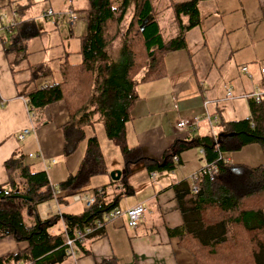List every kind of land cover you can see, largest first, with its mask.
<instances>
[{"label": "trees", "instance_id": "1", "mask_svg": "<svg viewBox=\"0 0 264 264\" xmlns=\"http://www.w3.org/2000/svg\"><path fill=\"white\" fill-rule=\"evenodd\" d=\"M199 1L168 3L177 29V34L169 38L161 36L153 0H86L82 8L73 7L69 2L65 8L52 9L70 10L75 15L71 22L66 15L61 16L60 21L37 16L50 20L55 27L70 26L77 19L83 21L84 30L77 35L75 51L78 61L69 62L61 55L56 65L57 80L19 93L29 117L49 103L62 101L67 119L59 126L61 155L65 157L78 147L81 152L74 171L54 185L49 184L44 170H30L29 164L22 162L18 149L3 161L7 181L0 183V237L10 235L16 241H25L27 246L24 251L0 257V264L19 259L39 264L51 254L57 260L60 251L65 249L64 232L70 235L74 227L91 222L104 208L114 204L100 202L102 192L95 193L99 187H94L91 189L93 201L77 214L60 213L58 216L53 213L39 219L34 213L36 204L52 198L57 203H65L63 199L82 191L91 177L106 174L94 125L101 127L106 141L116 147L122 157L120 176L116 180L107 176L110 183L123 180L133 162L143 161L147 171L170 170L172 155L191 146H201L204 163L215 160L217 172L211 179L206 175L197 176L192 181L195 191L187 186H173L182 223L167 227L166 233L177 237V245L191 256L194 264H264V95L254 103L244 101L248 116L225 121L223 132H211L205 125L206 133L175 138L158 159L144 157L137 144L127 143L131 129L130 110L137 99L135 84L160 78L165 69L163 55L185 49L183 34L199 22ZM13 5L19 20L9 32L0 31L6 35L7 45L2 39L0 42L4 55L11 50L18 56L12 60L15 62L21 58L24 38L40 32L33 18L21 17L23 5ZM183 15L185 23L181 19ZM6 61L10 73L17 71L11 68V61L7 58ZM27 67L28 81L51 75L50 69L40 61ZM2 103L0 99V105ZM39 122L41 120L32 126H38ZM218 122L219 118L214 126ZM247 144L258 147L262 155L260 163L248 165L227 160L224 153ZM13 170L17 171L21 183L13 180ZM57 192L59 195H55ZM29 209L33 211L31 220L25 222L24 213ZM58 217L63 223L61 236L51 235L48 227ZM83 239L85 237L75 241L81 252L79 242Z\"/></svg>", "mask_w": 264, "mask_h": 264}, {"label": "crops", "instance_id": "2", "mask_svg": "<svg viewBox=\"0 0 264 264\" xmlns=\"http://www.w3.org/2000/svg\"><path fill=\"white\" fill-rule=\"evenodd\" d=\"M7 1L10 4L9 8L17 3L23 5L21 17L24 19L37 17L24 15L27 5L30 3L29 0ZM69 1L71 3L73 0ZM76 4L78 6L73 4L72 6L85 7L83 6L84 0H76ZM200 4L206 7V11L210 14L209 18H216L213 20V25L217 26L219 35L217 33L210 40L217 42L216 53L219 52L220 57L216 62L211 61L204 69L195 71L191 65L189 66L186 57L180 51H169L163 55L164 64H166L167 57L176 56L178 59V56L177 68H174V65L173 67L165 66L164 73L160 78L135 84L134 90L137 99L130 110L131 129L128 137L130 144H137L141 154L146 158L158 159L175 138H181L184 135V137L190 138L196 134L206 133L208 129L201 119L195 130L176 131L174 122L179 118L200 116L205 109L209 114L219 118V122L212 128L214 133H218L225 121L247 117L248 106L239 95L242 92L250 91L255 86H264V80L259 74V68L264 67V0H200L197 7ZM63 6H66V3L59 4L55 0L54 6L50 7L61 9ZM46 23L55 27L51 21L50 23L47 20H43L41 23L35 22L36 30L40 34L46 31L44 26ZM211 27L212 24L208 23L207 29ZM188 30L184 33H187ZM80 31L77 27L74 32H71L74 41L73 48H70L71 50L62 49L58 57L65 55L69 62L78 61L79 56L75 51L77 35ZM203 34L206 37V32ZM198 42H205L203 36ZM68 56H73L76 59L70 61ZM168 61L171 60L168 59ZM225 62L229 63L225 64ZM241 67H244V70ZM17 70L19 74H23L19 80L22 87L18 86L13 79V73H10L0 43V99L3 101L0 105V183L7 181L3 161L18 149L22 155V162L28 163L29 169L32 171L44 170L49 184L54 185L68 173L74 171L81 148H76L65 157L61 155L59 126L67 119L62 101L49 103L29 117L24 98L19 93H23L24 90L31 87L40 86L46 81L40 84L35 80L28 82V70ZM225 89L232 93L231 98L225 96ZM204 99L207 100V103L203 108L202 101ZM237 114L241 116L236 117ZM40 120L38 126H32V123ZM23 128H27L28 131L22 139L18 140L16 133ZM220 131L223 132V130ZM252 145L255 144H247L242 148L249 150ZM192 147L197 149L195 154L190 153ZM175 157L174 161L169 158L172 163L170 170L147 171L146 164L142 161L143 172L137 173L135 177L137 184L142 187L139 192L133 190L129 184L127 179L129 167L123 180L119 179L115 183H110L107 177L110 166L105 165L106 174L96 175L101 176V179H96V183L91 182L92 178L96 176L91 177L88 185L83 187L81 192L90 193L94 187L101 188L100 202L114 203L107 208L103 207V211L111 207L125 208L141 204L144 208L141 221L137 226L129 227L126 225L125 217L120 216L86 235L85 239L79 242L82 252L79 249V244L74 242L73 257L66 255L65 251H62L63 253L60 251L61 256L57 260L56 256L51 254L46 260H41L39 264H46L47 261L49 264H194L191 256L177 245V237L168 235L166 228L179 226L182 223L181 213L177 209L173 195V186L189 188L190 175L205 160L201 146H191L180 151ZM258 157L261 162L260 151ZM226 158L228 161H232L227 156ZM116 169L121 171L122 164ZM11 175L17 184L21 183L16 170H13ZM112 189L114 191L111 197L103 200L105 193ZM55 195H59V192ZM121 195L122 197H131L119 205L118 199ZM50 200L54 202L55 213L58 216L60 213L77 214L84 206L82 201H73L70 197L63 199L65 203H57L55 198L46 201ZM69 200L72 203L78 202L81 206L77 210L71 211L69 210ZM46 201L36 204L33 208L39 219L53 214L48 205H46L47 211L46 208L38 210V207ZM62 209H66L65 212H62ZM31 212L33 211L31 210ZM45 212L48 214L43 215ZM59 220V231L51 230L56 221L48 227V232L51 235L61 236L63 223L61 218ZM26 246L25 241H16L10 235H4L0 237V257L24 251ZM6 264L35 263L19 259L16 262L8 261Z\"/></svg>", "mask_w": 264, "mask_h": 264}, {"label": "rangeland", "instance_id": "3", "mask_svg": "<svg viewBox=\"0 0 264 264\" xmlns=\"http://www.w3.org/2000/svg\"><path fill=\"white\" fill-rule=\"evenodd\" d=\"M54 1L55 0H29L30 3L27 5L24 15L29 16V17L38 16L40 12L46 8L53 9V7H50V6H54ZM57 1L59 4H62V3L65 4V3L70 2L69 0H57ZM171 1H180V0H153V7L156 11V20L159 26V31L163 38H169L177 34L176 26L172 22L173 14L170 8L167 6L168 3ZM8 3L9 2L7 0H0V12H5L8 14L9 6H10V4ZM71 3L74 6H78L76 4V0L71 1ZM83 6H86V0H84ZM61 8H65V6ZM197 10H198L199 22L193 28L189 29L187 33H184L185 35L184 41L186 43V49L178 50L184 55V57H186V60L188 61L189 66L191 65V67L195 71H197V69H204L207 65L210 64L211 61L216 62L218 60V57H220L219 52L216 53L217 42L210 40V39H213L218 33L217 26L213 25V20H215L216 18H209L210 14L208 11H206V7L203 6L202 4H200L197 7ZM181 19L183 23H185L186 17L184 15L181 17ZM33 20L36 23H41L43 21V19L38 18V17H35V19L33 18ZM47 22L50 23V20H47ZM74 23H75L74 26L73 24L71 26L67 24H62L57 28L46 23L44 25L46 27L45 32H43L42 34L28 36L24 38V41H23L24 47L22 48L21 53H20L21 58L18 61L12 62L14 57L17 58L18 56L16 57L13 51L11 50H9L7 54L4 55L5 58H7V60L11 61V68L15 70L28 69L27 65L40 61L41 63L44 64L46 69H50L51 75L50 76L48 75L45 77H36L35 79L31 81L35 80L37 83L40 84L43 81L49 82L51 80H57L58 72L56 69V65H57V60L59 59L58 57L59 54L61 53L62 49L71 50L70 48H73L74 41L71 36L72 35L71 32H74V29L79 27V29L81 30L80 32L84 30L83 21L81 19L75 20ZM208 23L212 24V27L210 29H207ZM203 32H206V37H205V34H203ZM70 36H71V39H70ZM201 36H203V39L205 40V42L199 43L198 41ZM0 39L5 41L4 44L6 46L8 43L6 40V35L0 33ZM116 42H117V39H115L114 43ZM70 55H73V53H70ZM177 58L178 59H176V56L167 57L166 58L167 61H166V64H164V67L165 66L173 67L174 65V68H177L179 57L177 56ZM74 59L76 58H74L73 56H68V60L73 61ZM168 59L171 61L169 62ZM226 63H229V62H225V64ZM27 74H29V72H27ZM12 75H13V79L15 80V82H17V85L22 87L20 85L21 82L19 80L23 74H19V71L17 70V71H14ZM31 81H28V82H31ZM243 110L245 111L244 108ZM239 116L241 115H238V114L236 115V117H239ZM94 126L96 129L95 134H96V137L100 144V148L104 156V162L106 163L105 165L110 166L109 172L118 170L116 168L119 167L123 163L120 153L118 152L116 147L112 146L111 144H109L108 141H106L101 127L98 125H94ZM220 130H223V129L220 128ZM85 133L86 134L89 133L87 128H85ZM127 143L130 144L129 137L127 138ZM246 149L247 148L241 147L238 150L224 153V155L230 158L232 161L241 162V163L257 164L258 162H260L258 159L259 149L257 148V146L252 145V148H249V150H246ZM196 150H197L196 147H192L190 153L195 154ZM129 170L130 171L127 177V179L129 180V184L131 185L133 190H135L136 192L141 191L142 187L139 184H137L135 177L137 176V173L143 172L142 161L139 160V161L129 164ZM97 178L101 179V176H96L92 178L91 182L96 183ZM113 191H114L113 189L111 191H107L104 195L103 200L109 199ZM128 197H131V196H124V197H122V195L119 196L120 199H118V204L121 205L125 199H126L125 201H128L129 200ZM69 203H70L69 210L71 211L77 210V208L81 206L80 203L78 202L72 203L69 200ZM46 205L49 206L50 212H53V213L56 212V208L52 200L46 201V203L40 205L38 207V210L42 208L43 209L46 208V211H47ZM65 210L66 209H62V212H65ZM30 214H31L30 209L26 213H24L25 222H30L31 220ZM45 214H48V213L45 212L43 215ZM59 221H60L59 218H57L56 223L51 227V230L55 232L59 231V228H60Z\"/></svg>", "mask_w": 264, "mask_h": 264}, {"label": "built area", "instance_id": "4", "mask_svg": "<svg viewBox=\"0 0 264 264\" xmlns=\"http://www.w3.org/2000/svg\"><path fill=\"white\" fill-rule=\"evenodd\" d=\"M66 15L69 22L74 20L75 15L71 13L70 10H63L57 11L52 10L51 8H46L45 10L41 11L39 17L45 19H54L60 21L61 16ZM19 20V17L14 12V5L9 8L8 14L2 12L0 13V31L9 32L10 28ZM244 70V67H241ZM259 74L262 80H264V67L259 68ZM225 96L231 97V93L228 89L224 91ZM264 95V86H255L250 91L242 92L239 96L246 102V103H254L261 99ZM207 100L202 101V106L204 108L205 103ZM205 122L206 126L212 132V128L217 120L215 115L209 114L205 109L203 110V114L200 116H190L185 118H179L174 122V129L176 131H183V130H194L197 128L200 120ZM28 129L23 128L19 132L16 133V138L18 140L22 139L23 136L27 133ZM219 157V156H218ZM217 157V158H218ZM171 159L174 161L176 157L174 155L171 156ZM52 161V159H51ZM46 167V166H45ZM217 172V165L215 160L205 162L202 164L198 169H196L190 175L191 184L189 185V189L191 191H195L196 187L192 183V181L201 175H206L208 178H212L213 175ZM101 189L96 188L95 193H100ZM70 199L73 201H82L84 206H88L93 201V193H86V192H75L70 195ZM144 214V208L141 204H134L125 208H118V207H111L107 210L103 211L98 217H95L91 222L87 224H83L79 227H74L72 233L70 235L65 234L64 232V241L63 244L65 246V254L73 257L75 251L73 248L74 242L76 240H80L86 235L96 231L99 229L103 224L106 222H110L113 219H116L120 216H124L126 219V225L129 227H135L139 224Z\"/></svg>", "mask_w": 264, "mask_h": 264}, {"label": "water", "instance_id": "5", "mask_svg": "<svg viewBox=\"0 0 264 264\" xmlns=\"http://www.w3.org/2000/svg\"><path fill=\"white\" fill-rule=\"evenodd\" d=\"M232 132L228 133V134H231ZM119 173L120 171L119 170H115V171H110L108 172V176L110 177L111 180H116L118 179L119 177Z\"/></svg>", "mask_w": 264, "mask_h": 264}]
</instances>
